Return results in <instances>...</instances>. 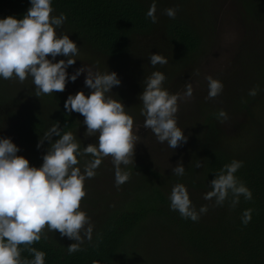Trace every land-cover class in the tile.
Listing matches in <instances>:
<instances>
[{
    "label": "trees",
    "instance_id": "trees-1",
    "mask_svg": "<svg viewBox=\"0 0 264 264\" xmlns=\"http://www.w3.org/2000/svg\"><path fill=\"white\" fill-rule=\"evenodd\" d=\"M153 2L157 23L146 15ZM238 5L248 26L263 25L264 0H238ZM30 6V0H0V19L23 18ZM52 7L51 15L64 13L67 17L56 29L57 35H69L78 46L77 56L89 60L96 71L117 73L121 84L109 95L120 100L126 113L140 122L144 116L139 112V96L144 79L153 71L160 69L165 74L163 87L170 94L184 85L183 73L204 48V20L209 19L210 0H52ZM166 8L177 9L174 19L164 14ZM247 41L240 44L234 57L237 77L227 78L232 85H223L221 97L209 103L202 101L205 97L196 96L195 108L203 119L184 131L188 138L181 146H185L184 152L177 154L178 147L157 144L165 154L174 152L171 156L183 164L185 174L176 176L172 168L162 171L158 165L154 168L148 157H138L137 149L134 160L139 159L121 165L130 179L118 189L115 171L100 165L95 178L87 180L88 185L84 182L87 194L81 201V210L94 225L91 241L85 239L81 251L69 254L67 247L76 241L45 229L48 239L42 237L31 245L46 254L45 264H92L94 260L99 264H264V40ZM150 54H161L168 63L152 67ZM60 59L68 58L57 56L53 62ZM30 80L31 76L23 83L0 78V138H11L20 149L17 155L40 167L50 144L45 140L39 149L37 144L53 124L58 123L62 133L72 132L81 150L92 137L84 135V117L64 108L67 88L42 94L25 105L3 96L4 89L14 90L17 100L22 97L16 94L36 95ZM253 88L257 90L255 96L249 95ZM90 92L86 87L85 95ZM220 110L232 118L234 129L226 128V120L217 118ZM57 139L52 137L53 142ZM78 159L83 172L85 161L91 157ZM233 160L243 162L235 176L251 190L252 199L241 196L235 209L229 207L231 197L223 206H215L214 201L203 197L211 190L215 174ZM197 162L202 167L197 168ZM96 178L108 186L103 193L91 187ZM178 183L186 187L197 211L209 206L196 222L170 209L169 196ZM246 209L252 213L245 226L241 216ZM163 244L168 246L165 250L153 252ZM20 247L22 259L34 258L25 246Z\"/></svg>",
    "mask_w": 264,
    "mask_h": 264
},
{
    "label": "clouds",
    "instance_id": "clouds-1",
    "mask_svg": "<svg viewBox=\"0 0 264 264\" xmlns=\"http://www.w3.org/2000/svg\"><path fill=\"white\" fill-rule=\"evenodd\" d=\"M30 7L23 18L8 16L0 19V78H18L23 83L29 76L33 78L36 96L63 92L69 76L66 69L74 65L79 54L77 44L69 35L58 36L56 29L67 19L64 13L51 15L54 11L52 0H30ZM157 6L153 2L146 15L152 23H157ZM177 9L166 8L164 14L174 19ZM57 56L67 57L55 61ZM51 57L52 59H49ZM150 65H166L168 60L161 54H150ZM87 73L84 84L91 90L69 95L64 108L68 113L76 112L84 117L85 137L98 134V143H90L81 150L72 132H63L59 124H53L40 138L39 149L47 140L50 147L43 155L40 167L31 166L28 159L17 155L20 149L11 138H0V264H45V253L31 247L43 237L45 232L58 231L61 237L76 241L67 247L69 254L81 251L85 239H92L94 225L87 213L81 210V201L86 196L84 182L96 175L103 158L111 157L115 166V186L130 179V173L121 170V165L133 162L138 136L133 133V117L126 113L124 104L109 93L121 80L116 72L101 73L90 66L76 69L71 75L75 82L81 73ZM208 82V95L205 99L216 98L223 90V84L211 76ZM166 76L161 71H153L144 79L141 115L145 117L143 127L149 129L161 144L176 149L187 142V137L177 126L176 114L180 101H188L193 96L192 83L185 84L183 93L170 94L163 87ZM256 89L249 95L255 96ZM217 118L228 119L227 113L220 110ZM59 139L53 142L52 137ZM78 157H91L84 163L83 172L78 167ZM243 166L242 161L233 160L225 164L210 182L211 190L204 199L214 201L215 206L235 209L240 197L252 199L251 190L240 181L235 173ZM197 168L202 167L200 162ZM176 176H183L185 168L178 163L172 168ZM170 209L178 211L182 218L196 222L208 211L203 205L199 211L193 206L189 193L183 184L173 186L170 196ZM252 209L242 213L241 220L246 226L251 221ZM21 245L33 255V259L21 257ZM92 264H99L93 261Z\"/></svg>",
    "mask_w": 264,
    "mask_h": 264
},
{
    "label": "rangeland",
    "instance_id": "rangeland-1",
    "mask_svg": "<svg viewBox=\"0 0 264 264\" xmlns=\"http://www.w3.org/2000/svg\"><path fill=\"white\" fill-rule=\"evenodd\" d=\"M242 15V9L238 5V0H210L209 19L204 20V25L206 27V41L204 43V48L195 55L192 63L189 64L188 70L183 73V76L181 77V84L184 85L179 87L176 92L172 93H183L185 91L186 83H192L193 85L192 98L188 101L178 102L179 109L176 114L177 126L180 127L181 130L183 129V132L189 125H196L203 119H201V116L199 115L200 112L196 110L195 103H198V101L196 100V96H201L202 98L207 97L208 95V82L206 81L205 77L211 76L225 85L227 82V78L233 79L234 76L237 77V75H235L234 73V57H236L239 52L240 44L245 43L248 39H255L256 42L264 40V23L263 25H261L260 23L251 24L250 27L244 22ZM73 58L76 59L75 64L69 66L66 69L69 76L68 82L66 83V88L69 92H66V94L68 96L75 95L79 91H83L84 93L86 92V87L83 86L87 75L86 72L81 73V75L77 77L75 82L71 81L70 79L71 75L75 73L76 69L90 66L94 70H96L95 67L89 63V60L80 58L78 56H75ZM50 59L52 58L50 57ZM158 71L161 70L159 69ZM11 80L15 83H19L18 78H13ZM15 83H13V85H15ZM227 83L230 86L232 85L230 81H228ZM29 86H34L33 80H30ZM3 91V96L7 97L8 95L15 103L19 102L22 105L32 103L35 101L34 99H39L36 95L23 96L15 93L18 97L25 98H20L19 100H17V98H15L14 96V90L4 89ZM218 96L221 97L220 94ZM218 96L214 99L202 98V101L209 102L210 100H217L219 98ZM44 99L48 100L46 97H44ZM45 103L47 104V102ZM139 112L141 113V102ZM144 120L145 117L141 118L140 122H137L136 120L134 121L133 133L134 135L138 136L134 153H136V150L138 149L140 151L138 157H141L142 155H144V158L148 157L147 159L153 161V164L151 165L154 168L156 167V165H158L160 170L162 171H166L165 167H168L169 169L175 167L178 164V158L171 156L174 154L173 151L171 154H165V151L162 148L157 147V144L159 142H154L153 140L156 138L155 135L151 130L145 129L143 127ZM224 123H226V128L234 129V122L230 116H228V119H226ZM86 141L89 144H97L98 134L93 136L91 139H86ZM181 146L182 144L178 146L177 154L184 152L185 146ZM136 159L139 158L135 157V160ZM101 165H109L106 167V170H108L109 172L115 171V167L113 166L112 158L110 156L103 158ZM80 166L82 167V165H79V167ZM87 180L90 179L85 180L88 185ZM93 181L94 184L91 187H94V192L99 191L100 193H103L107 190L108 186L106 185V182H100L101 180L99 181V179L97 178ZM165 247L168 246L166 244H163L162 246L153 248V252L158 249L165 250Z\"/></svg>",
    "mask_w": 264,
    "mask_h": 264
}]
</instances>
